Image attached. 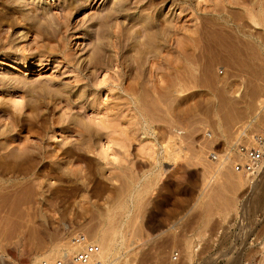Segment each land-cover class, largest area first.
Here are the masks:
<instances>
[{"label":"rangeland","instance_id":"1","mask_svg":"<svg viewBox=\"0 0 264 264\" xmlns=\"http://www.w3.org/2000/svg\"><path fill=\"white\" fill-rule=\"evenodd\" d=\"M247 121L264 0H0L1 264H264V161L208 158Z\"/></svg>","mask_w":264,"mask_h":264},{"label":"built area","instance_id":"2","mask_svg":"<svg viewBox=\"0 0 264 264\" xmlns=\"http://www.w3.org/2000/svg\"><path fill=\"white\" fill-rule=\"evenodd\" d=\"M205 136L210 138L211 133L206 132ZM208 158L218 167L228 165L234 172L254 177L264 161V134L255 130L250 121L239 124L234 128L231 141L209 151ZM70 244L73 248L70 254L42 260L41 264H109L101 259L100 246L85 233L73 234ZM178 256L176 250L172 251L171 262L177 261Z\"/></svg>","mask_w":264,"mask_h":264},{"label":"bare ground","instance_id":"3","mask_svg":"<svg viewBox=\"0 0 264 264\" xmlns=\"http://www.w3.org/2000/svg\"><path fill=\"white\" fill-rule=\"evenodd\" d=\"M85 38H86V37H85ZM113 125H114V124H113ZM113 125H112V126H110V127H113ZM134 125H135V124H134ZM110 127H109V128H110ZM114 127H116V126H114ZM113 131H114V130H113ZM111 132H112V131H111ZM173 143H174V142H173ZM236 173H237V172H236ZM44 220H45V219H44Z\"/></svg>","mask_w":264,"mask_h":264}]
</instances>
